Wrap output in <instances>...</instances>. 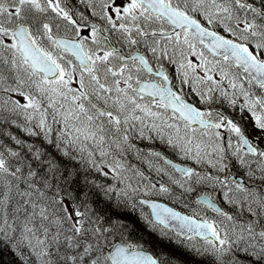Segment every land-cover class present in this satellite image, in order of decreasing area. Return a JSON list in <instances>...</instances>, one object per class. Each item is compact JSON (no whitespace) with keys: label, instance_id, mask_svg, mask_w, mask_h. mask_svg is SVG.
I'll return each mask as SVG.
<instances>
[{"label":"snow or ice","instance_id":"6c2138e0","mask_svg":"<svg viewBox=\"0 0 264 264\" xmlns=\"http://www.w3.org/2000/svg\"><path fill=\"white\" fill-rule=\"evenodd\" d=\"M0 264H264V0H0Z\"/></svg>","mask_w":264,"mask_h":264},{"label":"trees","instance_id":"16d2710c","mask_svg":"<svg viewBox=\"0 0 264 264\" xmlns=\"http://www.w3.org/2000/svg\"><path fill=\"white\" fill-rule=\"evenodd\" d=\"M140 227H141V230H142V231H145V230L143 229V226H142V225H140ZM145 234L148 235L147 232H145ZM152 239L154 240L155 244H157V245H158L161 249H163L166 253H168V252H174V251H175V249H174L171 245H169V244H167V243L161 241L158 237L153 236Z\"/></svg>","mask_w":264,"mask_h":264}]
</instances>
